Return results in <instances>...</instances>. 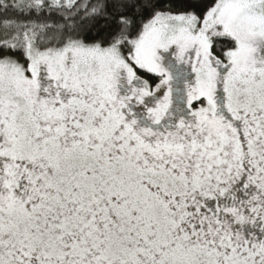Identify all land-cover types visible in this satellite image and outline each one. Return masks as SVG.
Wrapping results in <instances>:
<instances>
[{
    "label": "snow or ice",
    "instance_id": "6c2138e0",
    "mask_svg": "<svg viewBox=\"0 0 264 264\" xmlns=\"http://www.w3.org/2000/svg\"><path fill=\"white\" fill-rule=\"evenodd\" d=\"M0 264H264V0H0Z\"/></svg>",
    "mask_w": 264,
    "mask_h": 264
}]
</instances>
